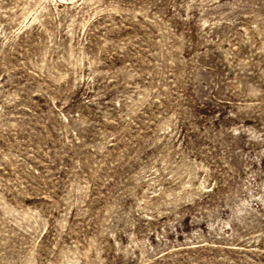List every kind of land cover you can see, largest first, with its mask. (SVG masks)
Returning a JSON list of instances; mask_svg holds the SVG:
<instances>
[{
    "label": "rangeland",
    "instance_id": "rangeland-1",
    "mask_svg": "<svg viewBox=\"0 0 264 264\" xmlns=\"http://www.w3.org/2000/svg\"><path fill=\"white\" fill-rule=\"evenodd\" d=\"M0 264H264V0H0Z\"/></svg>",
    "mask_w": 264,
    "mask_h": 264
}]
</instances>
